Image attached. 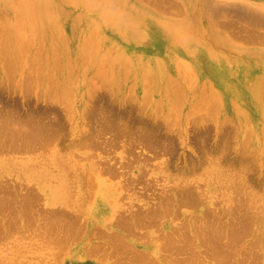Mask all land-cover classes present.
I'll use <instances>...</instances> for the list:
<instances>
[{
  "label": "rangeland",
  "instance_id": "obj_1",
  "mask_svg": "<svg viewBox=\"0 0 264 264\" xmlns=\"http://www.w3.org/2000/svg\"><path fill=\"white\" fill-rule=\"evenodd\" d=\"M108 1L49 0L32 37L0 0V264H264V0H119L164 32ZM106 171L156 247L94 227Z\"/></svg>",
  "mask_w": 264,
  "mask_h": 264
},
{
  "label": "bare ground",
  "instance_id": "obj_2",
  "mask_svg": "<svg viewBox=\"0 0 264 264\" xmlns=\"http://www.w3.org/2000/svg\"><path fill=\"white\" fill-rule=\"evenodd\" d=\"M91 1V0H90ZM119 0H109L108 2H107V4H106V7L108 8V9H106V8H103V9H100L99 7H98V9H95L96 10V13L98 12V13H101L102 15L101 16H104L105 15V18L106 19H103V24H104V28L106 27V26H108V25H111V24H117V25H120L121 27H124L125 29L127 28V27H129L130 25H132V24H141V25H143L144 27H146L147 29H150V25L151 26H154L155 28H157L158 30H161V31H165V28H166V25H167V23H164V24H160V25H156V22L154 21V19H152L151 18V16L149 15V14H144V13H142V11H141V9L139 8V7H137V6H135V5H127V4H122L121 3V1H119V3H116V2H118ZM124 1V0H123ZM122 1V2H123ZM126 2V1H125ZM66 6V5H65ZM95 6H96V4H95ZM16 8H17V13H18V15H17V18L20 20H18L17 22H23V20H25V23L23 22V24L25 25L26 23H27V19H28V21H29V18L31 17L32 18V25L30 24L31 22L29 21V27L30 26H32L33 28L32 29H30V31H32L34 28H38V30H39V32L41 31V29L44 27V26H46V24L48 23V24H50L49 23V0H20V2H18V4H16ZM51 9H52V7H51ZM114 9H116L115 11H113ZM10 10H13V9H10ZM94 10V11H95ZM4 11V10H3ZM12 13V12H11ZM13 14V13H12ZM14 14H15V12H14ZM13 14V15H14ZM0 15H5V14H0ZM64 17V16H63ZM21 18V19H20ZM53 18V17H52ZM88 18V17H87ZM52 20V19H51ZM57 20V19H56ZM19 24V23H18ZM61 24V23H60ZM23 25V26H24ZM22 26V27H23ZM35 26V27H34ZM43 26V27H42ZM20 28V27H19ZM31 28V27H30ZM152 28V27H151ZM1 29V28H0ZM168 29V28H167ZM19 30V29H18ZM18 30H16V31H18ZM29 30V29H28ZM37 30V31H38ZM155 30V29H154ZM3 31V30H2ZM43 31V30H42ZM41 31V32H42ZM46 31H48V29H46ZM32 32H34V30L32 31ZM157 32V31H156ZM2 33V32H1ZM9 33V32H8ZM8 33H6V35H8ZM34 33H35V36H34ZM33 33V36L32 37H36V32H34ZM38 34H40V33H38ZM52 34V33H51ZM1 35V34H0ZM3 35V34H2ZM1 35V36H2ZM18 35H20V33H18ZM18 35H14L13 34V36H17L18 37V39H20L21 38V42H20V40H18L20 43H19V45H21L22 46V44H23V46H24V44H26V43H24L23 41H24V39H22L23 37H21L23 34L21 33V36H18ZM25 35V34H24ZM23 35V36H24ZM0 36V37H1ZM10 36L11 35H9V39H11L10 38ZM41 36V35H40ZM52 36V35H51ZM56 36V35H55ZM3 37V36H2ZM17 37H16V39H17ZM20 37V38H19ZM43 38V37H42ZM53 38V37H52ZM0 39H2V38H0ZM14 40V39H13ZM26 40V39H25ZM32 40H35V39H32ZM31 39H30V42L32 41ZM1 41V40H0ZM5 41H6V39H5ZM8 41H10V40H8ZM12 41V40H11ZM16 41V40H15ZM13 42V41H12ZM12 42H10V43H12ZM27 42V44H28V41H26ZM1 43V42H0ZM4 43V42H3ZM15 43V42H14ZM13 43V44H14ZM16 43H18V42H16ZM15 43V44H16ZM3 45V44H2ZM7 45H9L8 43H6V47H7ZM30 45V44H29ZM16 46H18V44H16ZM22 46V47H23ZM34 46V45H33ZM43 46V45H42ZM4 48V46H3V48H2V50H5V49H7V48ZM19 47L20 46H18V49H19ZM38 47V46H37ZM27 48V47H26ZM30 48V46L28 47V49ZM55 48V47H54ZM9 49V48H8ZM10 50V49H9ZM21 51L23 50V49H20ZM54 50H56V49H54ZM5 51H7V50H5ZM4 51V52H5ZM20 51V52H21ZM24 51H25V46H24ZM10 52V51H9ZM16 52V51H15ZM53 52V54H54V52L55 51H52ZM1 53V52H0ZM18 53V52H17ZM16 53V54H17ZM24 53H26V52H24ZM24 53H23V55H24ZM9 54V53H8ZM21 54V53H20ZM57 54V53H56ZM1 55V54H0ZM5 55V54H4ZM18 55V54H17ZM17 55H16V57H17ZM47 55V54H46ZM62 55V54H61ZM2 56V55H1ZM54 56V55H53ZM56 57L58 56V55H55ZM99 56V55H98ZM8 57H10L9 55H8ZM15 57V58H16ZM24 57H25V55H24ZM17 58H19V57H17ZM21 58V57H20ZM39 58H41V57H39ZM88 58V57H87ZM25 59V58H24ZM36 59V58H35ZM38 59V58H37ZM48 59V58H47ZM56 59V61H57V58H55ZM8 60V59H7ZM17 60H19V59H17ZM22 59H20L19 61H21ZM49 60V59H48ZM59 60V59H58ZM88 60H89V58H88ZM6 61V60H5ZM16 61V60H15ZM14 61V62H15ZM28 61V60H27ZM38 61V60H37ZM8 62V61H7ZM6 62V63H7ZM10 62V61H9ZM22 62V61H21ZM53 62V61H52ZM103 62V61H102ZM34 63V62H33ZM49 63V62H48ZM55 63H57V62H55ZM94 63V62H93ZM131 63V62H130ZM15 64V63H14ZM28 64V63H27ZM109 64V63H108ZM3 65V64H2ZM11 65V64H10ZM16 65V64H15ZM30 65V64H29ZM9 66V65H8ZM14 66V65H13ZM10 67V66H9ZM8 67V68H9ZM19 67H20V65H19ZM18 67V68H19ZM48 68V67H47ZM71 68V67H70ZM12 69V68H11ZM14 69V68H13ZM15 69H16V67H15ZM20 69V68H19ZM8 70V69H7ZM30 70V69H29ZM57 70H58V68H57ZM69 70V69H68ZM78 70V69H77ZM100 70V69H99ZM111 70V69H110ZM10 71V70H9ZM12 71V70H11ZM10 71V72H11ZM14 71H16V70H14ZM72 71V70H71ZM79 71V70H78ZM97 71V70H96ZM95 71V72H96ZM108 71H109V69H108ZM112 72V71H111ZM119 72V71H118ZM127 72H128V70H127ZM127 72H126V74H127ZM15 73V72H14ZM110 73V72H109ZM69 74V73H68ZM97 74H98V71H97ZM96 74V75H97ZM102 74V73H101ZM107 74V73H106ZM112 75H113V73H112ZM112 75H110V76H112ZM45 77V76H44ZM94 77H96V76H94ZM97 77H98V75H97ZM77 78H78V75H77ZM100 78H102V77H100ZM86 79V78H85ZM105 79V78H104ZM78 81V80H77ZM174 81V80H173ZM172 81V82H173ZM51 82V81H50ZM53 82V81H52ZM71 83V82H70ZM60 84V83H59ZM107 84V83H106ZM110 84V83H109ZM50 86H51V84H49ZM54 84H52V86H53ZM49 86V87H50ZM56 86V85H55ZM52 88V87H51ZM64 92V91H63ZM149 101V100H148ZM151 101V100H150ZM150 104V103H149ZM19 137V136H18ZM34 141V140H33ZM25 202H27V201H25ZM2 203V202H1ZM1 205V204H0ZM29 205V204H28ZM29 207V206H28ZM22 208V207H21ZM24 208V207H23ZM25 208H27V207H25ZM25 211V210H24ZM140 218V217H139ZM138 218V220H134V219H132V222L133 223H135L136 224V222H137V224H136V227H138V225L139 224H141V223H145V221H147V220H144V219H139ZM146 219V218H145ZM141 220V221H140ZM125 221H123L122 223H121V225H123V223H124ZM126 222H127V220H126ZM118 223V222H117ZM147 224V223H146ZM130 225H131V223H130ZM133 225V224H132ZM131 225V226H132ZM128 228V227H127ZM132 229H135V228H130V230L132 231ZM130 231V232H131ZM129 232V233H130ZM128 233V234H129ZM135 233V232H134ZM118 239H119V237H118ZM122 245V244H121ZM118 246V245H117ZM126 247V246H125ZM176 248V247H175ZM121 250V249H120ZM122 250H123V248H122ZM120 252V251H119ZM132 261V260H131ZM153 263V262H152Z\"/></svg>",
  "mask_w": 264,
  "mask_h": 264
},
{
  "label": "crops",
  "instance_id": "obj_3",
  "mask_svg": "<svg viewBox=\"0 0 264 264\" xmlns=\"http://www.w3.org/2000/svg\"><path fill=\"white\" fill-rule=\"evenodd\" d=\"M105 177H109L111 179V182L105 183L103 182L100 186V200L103 199L105 202L104 204H107L110 211L113 212L111 216H107L105 220V224H98L95 223L94 227H99L101 229H104L106 227L114 228V231L116 233V236H119L123 239L125 244L129 246L133 251H136L135 244H140L143 242H146L148 245H153L151 247H156L155 241L156 238L149 237V229H145L148 232H144V226L140 225V233L137 235L135 232V229L129 230L127 227L124 228L121 223L119 222L120 219H122L124 216L126 218H130L133 216L131 214V210L129 208L128 203V190L132 188L133 183L126 179V181L123 183V180L121 179V175L114 171H106L104 172ZM49 200L51 202H55V194H54V188L49 187ZM51 190V191H50ZM53 191V192H52ZM131 220V218H130ZM132 221V220H131ZM118 225V226H117ZM131 231V232H130ZM130 232V233H129ZM135 232V233H134ZM129 233V234H128ZM125 237V239L123 238ZM142 241V242H141ZM135 242V243H134ZM155 250V249H154Z\"/></svg>",
  "mask_w": 264,
  "mask_h": 264
}]
</instances>
